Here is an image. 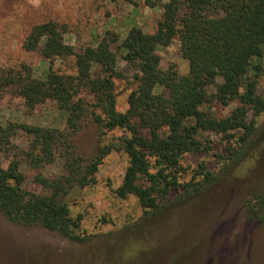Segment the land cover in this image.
<instances>
[{
  "label": "trees",
  "instance_id": "trees-1",
  "mask_svg": "<svg viewBox=\"0 0 264 264\" xmlns=\"http://www.w3.org/2000/svg\"><path fill=\"white\" fill-rule=\"evenodd\" d=\"M68 31L67 24L47 21L34 25L24 40L25 51L38 52L49 62L43 78L26 62L0 66V100L10 94L28 107L55 101L67 114L65 128L0 121V154L8 159L6 166L0 163V213L9 222L84 242V215L71 208L67 196L77 187L96 184L100 165L114 149H123L129 158L116 195L135 196L150 213L172 193L196 196L219 181L221 173L204 162L192 170L189 181H181L184 155L210 150L207 133L222 135L228 144L229 155L222 157L225 173L254 145L264 115L259 91L264 0H168L154 32L133 26L121 40L107 30L96 45L81 51L66 43ZM175 39L189 62L186 74L174 63L161 66L159 49ZM68 58L74 59V74L54 67L57 59ZM119 62L130 74L119 69ZM117 80L130 89L124 111L117 108ZM233 102L237 105L228 113L220 112ZM87 122L101 134L122 130L121 145L104 144L91 158L84 157L76 135ZM17 137L25 138L27 146L16 143ZM58 160L61 170L45 175L43 169ZM24 165L35 172L33 182L44 193L23 188ZM245 206L251 220L264 222V187L253 191Z\"/></svg>",
  "mask_w": 264,
  "mask_h": 264
},
{
  "label": "rangeland",
  "instance_id": "rangeland-1",
  "mask_svg": "<svg viewBox=\"0 0 264 264\" xmlns=\"http://www.w3.org/2000/svg\"><path fill=\"white\" fill-rule=\"evenodd\" d=\"M168 0H0V66L18 67L26 62L35 76L43 78L49 62L38 52H27L23 42L31 28L39 23L56 21L67 24L65 41L81 51L96 45L107 30L122 40L133 26L154 32L163 4ZM175 39L159 49L161 66L176 64L181 74L189 71V62L179 51ZM119 52V51H117ZM54 67L62 73L76 72L74 59H57ZM119 69L126 71L123 62ZM117 108L127 109L128 84L117 80ZM259 91L264 95L263 71ZM90 101V97L86 96ZM236 102L223 110L226 114ZM66 112L55 101L34 107L22 98L4 95L0 100V121L65 128ZM254 145L243 159L227 173L222 157L229 155L222 135L207 133L210 150L186 153L182 165L186 171L181 181H189L193 169L201 162L215 174L217 181L201 194L184 197L172 193L161 207L146 213L138 199L131 195L119 198L115 188L129 165L127 153L113 150L100 165L96 184L75 188L67 201L75 212L84 215V242H71L40 226L27 227L9 222L0 213V264H264V222L249 218L245 206L253 191L264 186V115ZM125 133L115 130L101 134L98 126L87 122L76 135L79 152L91 158L104 144L118 142ZM25 147L23 137L14 139ZM8 159L0 154V163ZM62 161L43 169L45 175L57 174ZM26 175L23 188L44 193L33 182L35 172L23 166ZM229 169V168H228ZM184 193V192H183Z\"/></svg>",
  "mask_w": 264,
  "mask_h": 264
}]
</instances>
